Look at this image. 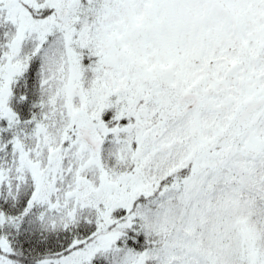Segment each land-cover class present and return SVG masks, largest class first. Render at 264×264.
Listing matches in <instances>:
<instances>
[{"label":"snow or ice","instance_id":"1","mask_svg":"<svg viewBox=\"0 0 264 264\" xmlns=\"http://www.w3.org/2000/svg\"><path fill=\"white\" fill-rule=\"evenodd\" d=\"M0 264H264V0H0Z\"/></svg>","mask_w":264,"mask_h":264}]
</instances>
